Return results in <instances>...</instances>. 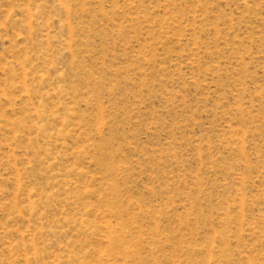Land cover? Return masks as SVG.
<instances>
[{
  "label": "rangeland",
  "instance_id": "374dc122",
  "mask_svg": "<svg viewBox=\"0 0 264 264\" xmlns=\"http://www.w3.org/2000/svg\"><path fill=\"white\" fill-rule=\"evenodd\" d=\"M0 264H264V0H0Z\"/></svg>",
  "mask_w": 264,
  "mask_h": 264
}]
</instances>
